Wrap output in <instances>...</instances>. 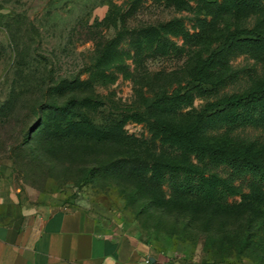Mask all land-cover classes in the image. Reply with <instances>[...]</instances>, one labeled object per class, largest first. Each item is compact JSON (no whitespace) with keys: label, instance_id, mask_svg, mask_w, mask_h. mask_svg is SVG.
I'll return each instance as SVG.
<instances>
[{"label":"rangeland","instance_id":"1","mask_svg":"<svg viewBox=\"0 0 264 264\" xmlns=\"http://www.w3.org/2000/svg\"><path fill=\"white\" fill-rule=\"evenodd\" d=\"M0 0V219L88 212L200 263L264 264V185L202 155L264 153V127L199 122L264 80V0ZM223 191V192H222Z\"/></svg>","mask_w":264,"mask_h":264},{"label":"crops","instance_id":"2","mask_svg":"<svg viewBox=\"0 0 264 264\" xmlns=\"http://www.w3.org/2000/svg\"><path fill=\"white\" fill-rule=\"evenodd\" d=\"M145 257L153 264H224L121 238L82 209L17 204L0 219V264H142Z\"/></svg>","mask_w":264,"mask_h":264},{"label":"trees","instance_id":"3","mask_svg":"<svg viewBox=\"0 0 264 264\" xmlns=\"http://www.w3.org/2000/svg\"><path fill=\"white\" fill-rule=\"evenodd\" d=\"M260 3L261 0H236L234 6L237 11H244L258 7ZM237 46L240 49L253 48L264 52V33L250 30L236 34L223 42L221 50L225 52ZM208 120L221 125H260L264 127V80L240 94L220 98L202 113L199 122L206 123ZM208 148L211 147L208 146ZM208 148L200 149L202 155L230 168L232 176L239 177L249 174L255 181L264 185V153H257L246 158L229 146L216 150Z\"/></svg>","mask_w":264,"mask_h":264},{"label":"built area","instance_id":"4","mask_svg":"<svg viewBox=\"0 0 264 264\" xmlns=\"http://www.w3.org/2000/svg\"><path fill=\"white\" fill-rule=\"evenodd\" d=\"M142 264H153L148 257H145Z\"/></svg>","mask_w":264,"mask_h":264}]
</instances>
